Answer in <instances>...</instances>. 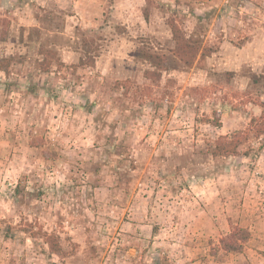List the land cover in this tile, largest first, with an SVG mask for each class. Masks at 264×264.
Listing matches in <instances>:
<instances>
[{
  "label": "rangeland",
  "instance_id": "obj_1",
  "mask_svg": "<svg viewBox=\"0 0 264 264\" xmlns=\"http://www.w3.org/2000/svg\"><path fill=\"white\" fill-rule=\"evenodd\" d=\"M262 118L264 0H0V264H264Z\"/></svg>",
  "mask_w": 264,
  "mask_h": 264
},
{
  "label": "trees",
  "instance_id": "obj_2",
  "mask_svg": "<svg viewBox=\"0 0 264 264\" xmlns=\"http://www.w3.org/2000/svg\"><path fill=\"white\" fill-rule=\"evenodd\" d=\"M175 38L178 42V48L182 51H186V48L190 46V43H188L179 30L177 26L171 27ZM154 57L149 58L150 61H154ZM160 63V62H158ZM159 65V64H158ZM159 67H163L162 64L159 65ZM124 84V83H123ZM127 94V90L124 92ZM262 123L257 128V133H262L264 131V118H262ZM243 132H235L231 136H220L219 139L215 142L213 145V149L210 150V154L213 158L217 156H232V155H239L236 147L237 143L242 137ZM249 237L247 231L243 228H237L232 230L230 233L226 234L224 237H221L219 239V244L225 252H240L243 248V242L247 240ZM46 239L50 240L52 239L54 244H57L58 240L56 237H54L52 234H49L46 236Z\"/></svg>",
  "mask_w": 264,
  "mask_h": 264
}]
</instances>
